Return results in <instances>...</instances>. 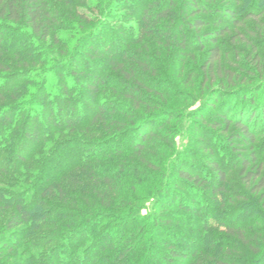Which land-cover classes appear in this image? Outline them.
Returning <instances> with one entry per match:
<instances>
[{
    "label": "trees",
    "instance_id": "16d2710c",
    "mask_svg": "<svg viewBox=\"0 0 264 264\" xmlns=\"http://www.w3.org/2000/svg\"><path fill=\"white\" fill-rule=\"evenodd\" d=\"M75 1L72 19L0 0V264H264L248 197L264 191V81L221 66L230 36L264 80L241 31L254 20L264 37L262 14L245 0ZM199 76L201 101L173 83ZM198 101L170 162L179 107Z\"/></svg>",
    "mask_w": 264,
    "mask_h": 264
},
{
    "label": "rangeland",
    "instance_id": "374dc122",
    "mask_svg": "<svg viewBox=\"0 0 264 264\" xmlns=\"http://www.w3.org/2000/svg\"><path fill=\"white\" fill-rule=\"evenodd\" d=\"M79 2V1H78ZM49 3H51L52 8L54 6H59L64 7L63 10H65V12L70 15V17L72 19L77 18V11L73 8V6H76V1L75 0H67L66 4L65 3H59L55 0H49ZM91 3V0H88V3L85 2L84 5L89 6V4ZM81 4V3H80ZM79 4V5H80ZM244 4L246 5L247 9L248 7L250 8L249 11L250 12H254L257 13L256 15L260 16L261 14V21L264 22V0H245ZM252 4V5H251ZM55 8V7H54ZM79 11L81 12L86 10V7H78ZM247 28L246 29H241V31L244 32V30H246L247 32H245L247 35V37L251 38L252 40H254L257 43L258 46V57L260 59L261 64H264V37H260L259 36V32L260 31V27L257 21L254 20H250L247 21ZM61 28H65V27H61ZM253 32L257 33L256 35L253 34ZM232 38L230 36L225 38V43L222 44V50H224V52L228 53L227 56H225V58L222 60L221 66L222 68H224V70H229L233 67L236 68L235 64H237V68L240 74H243V72H253L255 75H253L252 77H250V81L248 80L246 83L249 86H251L253 84L252 87L254 86H258L256 88V91L258 92L261 88V85L259 86V84L261 82H263L264 80H262V76L263 73L262 71H260L258 68H256V65H252V60L256 57V53L254 52V50H252L247 44L241 42L240 40H237L235 42H232L231 40ZM252 55V56H251ZM251 56V58H249ZM201 56L199 55L198 59H200ZM200 64H197L194 66L195 70H199L200 72ZM239 66V67H238ZM264 66V65H263ZM203 69L201 68V72L204 74L205 72L202 71ZM205 77V75H203ZM245 76V75H244ZM200 77V76H199ZM193 78L194 82L196 83L195 87H192L193 85H186L185 83H183V79H180L176 82L173 81V83L175 84L176 89L179 90L180 94L185 95H192V96H196L195 100H204L206 99L202 93L198 92L197 88L199 87L200 84H203L202 79L203 78ZM218 77V76H217ZM182 78V77H181ZM174 79V78H172ZM261 80V81H260ZM254 81V83H253ZM258 82H260L259 84H257ZM218 83V82H217ZM257 84V85H256ZM218 86V85H215ZM214 86H212L211 88H213ZM207 88V85L206 87ZM255 88V87H254ZM207 90V89H205ZM182 98V97H180ZM261 100V92L258 93V98L257 101L259 102ZM177 101L179 103H181V99H177ZM200 101L197 102V105H195V103L190 102V103H186L179 107V109L181 110L182 113H180V116L184 117L185 120L181 119L179 123H176L172 126V131H175V133L170 134L171 138L174 139L175 142V152L174 155H171L170 162H173L176 158L179 152L184 151V149L186 148L187 144H188V137H189V126L191 125V123L188 121V113H190L191 111H193L196 107H198L201 103ZM182 104V103H181ZM182 124H184L183 126H181ZM259 141H262V139H260ZM173 156V157H172ZM170 167V171H171V165ZM251 200L250 202H252L256 207L255 209L258 210L260 212V214H256L255 216L257 219H259L261 216H264V191L260 194H257L256 196L250 194L248 196ZM251 204H249L250 206Z\"/></svg>",
    "mask_w": 264,
    "mask_h": 264
}]
</instances>
